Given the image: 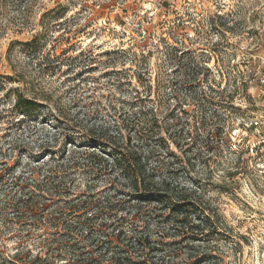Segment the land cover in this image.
<instances>
[{"label": "rangeland", "instance_id": "obj_1", "mask_svg": "<svg viewBox=\"0 0 264 264\" xmlns=\"http://www.w3.org/2000/svg\"><path fill=\"white\" fill-rule=\"evenodd\" d=\"M262 79L264 0H0V264L17 251L77 264L51 256L70 237L62 222L106 203L117 209L97 223L136 221L121 179L84 160L103 167L106 140L142 119L168 139L147 145L162 175L218 216L194 245L215 247V264H264ZM50 170L66 193L39 188Z\"/></svg>", "mask_w": 264, "mask_h": 264}, {"label": "trees", "instance_id": "obj_2", "mask_svg": "<svg viewBox=\"0 0 264 264\" xmlns=\"http://www.w3.org/2000/svg\"><path fill=\"white\" fill-rule=\"evenodd\" d=\"M21 102L22 96L17 92L15 103L20 104ZM29 103L32 104L30 101ZM137 124L143 128L141 131L149 137L139 140L138 136L141 131L133 128L132 133H127L125 138L119 135L106 140L105 144L110 147L113 155L100 157L103 167L98 163L94 165L89 158L84 160L88 169L95 166L93 168L100 167L104 171L110 170V174H115L112 175L115 176L113 178L115 182L121 179V189H118V192H122V212L124 210L134 211L136 221L135 218L122 220L120 227L117 221L108 223L107 220H102L97 223V216L105 212L107 207H110V210L117 209V205L106 203L107 205L104 204L97 209L93 208V215H89L84 223L74 220L62 222L63 230L69 232L70 237H62L60 245L54 249L56 255L52 253L51 256L59 258V256L66 255L77 264H102V262L110 264H215L217 258L211 255L215 252V247L205 245V250H202L201 246L194 244L202 242L201 236L207 227L219 226L217 214L209 210L205 201L197 195V188L180 187L178 184H172L171 179L162 175L160 164L157 161L159 158L157 151L147 146L153 144L161 147L168 143V139L162 135L163 132L160 133L162 127L157 125V121L147 122L142 119V122ZM91 152L88 157L91 154L96 156V149ZM76 164L73 163L74 166ZM62 165V163L58 164L57 168L63 167ZM66 167L69 168L70 165L64 164L62 172H66L68 169ZM64 175L65 177L59 178L53 170L48 171L39 188L47 192H59L60 189L65 192L67 175L66 173ZM26 201L31 202V197ZM73 209L71 212L75 211ZM95 212H97L96 215ZM197 213L196 218L204 216L202 213L207 215L204 222L200 220L193 222L191 217ZM213 218L216 223L209 222ZM145 223H151L156 227L157 239H153L151 231L139 229L138 226L145 225ZM134 224L138 225L134 227ZM167 238L168 240L172 238V240L168 241ZM69 244L72 245L69 246ZM176 248L178 250H174ZM19 256L17 251L15 255L8 258L9 260H2L6 264H13L10 262L13 259L24 264H51L46 262L48 259L42 260L39 256H35L34 261L25 263Z\"/></svg>", "mask_w": 264, "mask_h": 264}, {"label": "built area", "instance_id": "obj_3", "mask_svg": "<svg viewBox=\"0 0 264 264\" xmlns=\"http://www.w3.org/2000/svg\"><path fill=\"white\" fill-rule=\"evenodd\" d=\"M262 81L264 82V79H262Z\"/></svg>", "mask_w": 264, "mask_h": 264}]
</instances>
